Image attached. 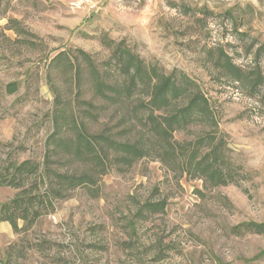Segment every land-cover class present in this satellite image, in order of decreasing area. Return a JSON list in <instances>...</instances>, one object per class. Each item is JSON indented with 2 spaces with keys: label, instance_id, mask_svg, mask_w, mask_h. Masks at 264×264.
Returning <instances> with one entry per match:
<instances>
[{
  "label": "rangeland",
  "instance_id": "1",
  "mask_svg": "<svg viewBox=\"0 0 264 264\" xmlns=\"http://www.w3.org/2000/svg\"><path fill=\"white\" fill-rule=\"evenodd\" d=\"M72 1L0 0V160L41 159L53 129L47 67L56 53L79 48L100 62L109 54L104 38L124 39L146 62L198 82L240 181L205 188L142 158L103 175L96 197L75 189L27 230L0 221V264H264V232L243 225L264 224V88L251 95L216 62L222 49L264 75V0H92V9ZM11 82L17 90L9 93ZM115 120L107 112L92 126ZM15 192L0 187V204ZM161 201L164 211L139 212Z\"/></svg>",
  "mask_w": 264,
  "mask_h": 264
},
{
  "label": "trees",
  "instance_id": "2",
  "mask_svg": "<svg viewBox=\"0 0 264 264\" xmlns=\"http://www.w3.org/2000/svg\"><path fill=\"white\" fill-rule=\"evenodd\" d=\"M9 22L17 33L24 32L17 20ZM102 44L109 54L100 62L79 48L59 51L50 59L53 129L41 159L0 160V187L16 190L0 204V221H7L15 232L32 227L77 188L98 196V183L109 170H128L145 157L158 159L180 176L201 179L205 188L239 184V167L198 82L176 68L166 73L146 62L124 39L104 38ZM216 62L233 81L250 87L251 95L264 88L258 67L244 70L222 49ZM56 80L68 90V97ZM16 90L17 82L7 84L9 93ZM107 112L116 122L94 129L92 124ZM195 126L200 130L190 138H175V133H191ZM164 205L147 202L139 212H162ZM243 225L248 231L264 232V224Z\"/></svg>",
  "mask_w": 264,
  "mask_h": 264
},
{
  "label": "built area",
  "instance_id": "3",
  "mask_svg": "<svg viewBox=\"0 0 264 264\" xmlns=\"http://www.w3.org/2000/svg\"><path fill=\"white\" fill-rule=\"evenodd\" d=\"M70 4L75 7H87L88 9L95 7V4L92 2V0H73Z\"/></svg>",
  "mask_w": 264,
  "mask_h": 264
}]
</instances>
